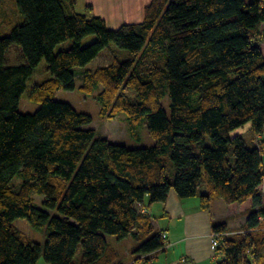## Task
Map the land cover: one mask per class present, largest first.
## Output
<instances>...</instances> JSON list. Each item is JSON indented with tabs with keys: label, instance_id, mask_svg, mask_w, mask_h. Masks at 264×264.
<instances>
[{
	"label": "trees",
	"instance_id": "obj_1",
	"mask_svg": "<svg viewBox=\"0 0 264 264\" xmlns=\"http://www.w3.org/2000/svg\"><path fill=\"white\" fill-rule=\"evenodd\" d=\"M14 3L19 19L0 32V264L40 256L76 264L78 249L79 264H123L106 236L131 237V264H145L165 248L142 210L170 192L198 196L204 208L212 195L227 205L250 199L240 232L213 226L228 234L215 264H264V146L231 134L247 124L254 136L264 131V0H151L139 22L116 29L90 6L75 12L76 0ZM110 44L127 55L76 74ZM42 61L44 79L27 97L39 108L23 114L20 99ZM77 77L81 94L97 92L101 118L123 114L136 140L145 125L153 145L129 148L84 129L89 115L54 100ZM204 186L210 194H200ZM18 219L43 232L44 243L20 233Z\"/></svg>",
	"mask_w": 264,
	"mask_h": 264
},
{
	"label": "crops",
	"instance_id": "obj_2",
	"mask_svg": "<svg viewBox=\"0 0 264 264\" xmlns=\"http://www.w3.org/2000/svg\"><path fill=\"white\" fill-rule=\"evenodd\" d=\"M83 2L85 8L90 6L93 9L92 15L102 17L108 28L116 29L123 24L135 23L137 17L141 18L143 9L150 0H138V2L86 0V3L83 0ZM262 53L264 55L263 51ZM247 133L249 138H253V147L257 144L264 146V131L254 136L249 128ZM262 169L264 171V153ZM263 185L260 187V192L264 197ZM210 193V188L207 186L200 189V194ZM251 206L250 199L242 204L227 205L212 195L208 206L204 208L198 196L179 199L174 192H170L164 204L157 203L146 208L154 227L165 236L169 244L168 248L152 255L153 263L155 264L158 259L156 255L165 253L164 259L170 264H215L214 254L209 248V236L213 232V226L225 223L226 231L233 234L240 232ZM260 222L264 225V218L260 219ZM135 258L137 256H134Z\"/></svg>",
	"mask_w": 264,
	"mask_h": 264
},
{
	"label": "rangeland",
	"instance_id": "obj_3",
	"mask_svg": "<svg viewBox=\"0 0 264 264\" xmlns=\"http://www.w3.org/2000/svg\"><path fill=\"white\" fill-rule=\"evenodd\" d=\"M138 2V0H135ZM151 1V0H150ZM86 3V0H85ZM150 3V2H149ZM86 5V4H85ZM147 7V5L144 7V9ZM84 8V9H83ZM74 11L77 13H82L85 11L84 2L83 0H76V4L73 7ZM143 9V13H144ZM93 12V9H91ZM137 17L136 22H139L143 18ZM19 19V15L17 13L14 0H7V3L0 9V32H6L10 25L15 24L17 20ZM113 21H116L112 19ZM9 32V31H8ZM8 32L6 34H8ZM95 39L94 36H89L85 38L82 42V46H87ZM256 44V43H254ZM264 43H261V51L264 52ZM70 46V42H66L60 46L57 47L56 51L67 49ZM127 55L126 51L118 50L115 46L112 44L108 45L102 52L99 53V55L92 60L89 64H87L83 68H78L75 70L76 74H79L83 71L89 70L94 71L95 69L99 67L108 66L112 60L113 56H117L120 60H122ZM45 62L42 61L38 67L35 70L34 76L29 80L26 91L22 95L19 103V112L23 114H33L36 112L39 108L38 104L31 103L28 100V93L30 91L31 86L34 83L41 82L44 79L45 75ZM74 86L75 89L73 91H64L60 90L55 93L54 100L62 103H67L70 106L74 108L75 111L78 113H84L91 117V123L87 125L86 127H83L84 129H91L94 130L96 135L98 137L104 138L112 143L125 145L129 148H148L153 145V140L149 136L145 125H142L139 129V139L136 140L132 138L131 136L127 135V129H126V120L125 116L122 114L118 116L115 120H107L103 119L99 116V105L94 99V95L97 94L94 93L93 96H85L81 94L77 89L81 85V79L75 78L74 79ZM168 98L166 97L162 101V106L165 108V110L168 112ZM250 128V125L247 124L243 126L240 129H237L233 131L231 134L233 135H241L246 141V144H250L249 134L247 133V129ZM250 146V145H249ZM264 189V185H263ZM264 198V197H263ZM34 205L36 207H41V203L43 201V197L41 196H34L33 197ZM14 226L16 229L22 233L28 240L33 241L37 244L42 245L45 241V236L43 232L36 231L32 229L28 222L24 219H18L14 222ZM107 243L118 253L120 262L123 264H131L132 260L134 259V256L132 254V247H133V241L131 237H128L123 240H117L114 236H106ZM212 252V251H211ZM165 253H160L156 255L158 258L155 264H170L169 261H165L164 256ZM81 252L80 249L77 250L76 256L74 259V262L76 264H79L80 261ZM214 263L216 260V255L213 257ZM153 259L150 258L148 260H144L145 264H154ZM36 264H47L42 256L38 259Z\"/></svg>",
	"mask_w": 264,
	"mask_h": 264
},
{
	"label": "built area",
	"instance_id": "obj_4",
	"mask_svg": "<svg viewBox=\"0 0 264 264\" xmlns=\"http://www.w3.org/2000/svg\"><path fill=\"white\" fill-rule=\"evenodd\" d=\"M143 213H146L147 214V211L145 210H142ZM225 236H228V234H218V233H212L210 236H209V248L210 250L212 251V253L215 255L217 252V248H218V245H219V242L222 240L223 237ZM162 238L164 240V248H168L169 247V244L166 242L165 240V236L162 235Z\"/></svg>",
	"mask_w": 264,
	"mask_h": 264
}]
</instances>
